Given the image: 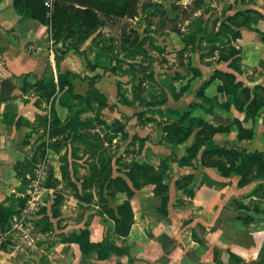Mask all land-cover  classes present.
<instances>
[{"label":"rangeland","instance_id":"374dc122","mask_svg":"<svg viewBox=\"0 0 264 264\" xmlns=\"http://www.w3.org/2000/svg\"><path fill=\"white\" fill-rule=\"evenodd\" d=\"M148 1L162 3L170 16L176 18L181 34L170 31L156 33L146 28L145 14L141 12L136 19L108 22L102 33L115 41L111 46L113 52L108 51V54L100 46L94 50L95 55L91 53L87 57V48L84 63L88 66L89 75L85 78L108 76L109 85L115 89V99L113 92L106 89L110 97L107 108L101 109L97 101L86 104L70 99V103L75 104L74 113H82L81 117L93 125L95 121L96 129L91 133L103 142L104 150L101 151H104V156L99 157L101 151L88 154L84 144L67 136L54 140L39 138L33 144L28 142V137L25 138L24 142H28L30 151L34 152L29 159L36 156L37 162L31 165L28 175L18 178L17 191L8 194L3 203L19 211L15 218L20 220L28 206V200L25 202L24 199H29V193L33 192L30 187L40 168L45 177L44 189L37 211L31 219H24L29 238L14 229L15 220L8 231L0 228V264H98L106 261L87 256L80 245L68 238L88 228L91 241L98 243L96 241L105 232L100 227H105L109 229L106 236L110 240H120L115 232V222L107 215L101 218L98 214L105 212L107 206L118 212L121 205L130 202L135 221V213L139 210L136 194L146 187L155 190L154 185L148 184L135 190L129 198L124 181L133 190L129 178L137 182L147 181L135 172L136 166L143 163L152 166L154 171L147 172V179L158 175L164 185L173 178L172 165H178L174 152L177 145L163 142L168 134L167 128L178 119V115L170 113V110L182 112L191 109L192 117L206 122L184 143H189L188 147L200 135L205 139L211 137L219 146L230 148L234 145L244 149L238 144L253 141L264 129V63L254 68L245 65L243 61L250 59H243V47L239 41L244 38L245 31L256 32L264 41V33L257 29L263 17L264 0ZM194 3L200 4L201 9L185 19V7ZM176 7L182 8L175 11ZM127 37L131 42L122 44ZM247 40L250 42L251 38ZM139 41L143 43L141 53L128 57L132 46L137 48ZM96 69L98 74L94 73ZM210 80L204 95L199 96L197 93L203 83ZM221 86L225 90H221ZM248 99V103L252 101L255 104L253 109L257 112L249 120L245 117L246 111L240 112L236 107L239 101L246 103ZM162 101L165 103L159 104ZM67 111L62 113L66 119L69 116ZM103 115L107 120L102 119ZM98 117L103 122H99ZM130 126L132 130L146 127L147 136L133 134L131 138L127 132ZM155 148L163 152H155ZM166 151L171 154L166 156ZM203 153L204 149L198 155L199 161H202ZM216 159L208 156L207 163ZM43 161L45 165H41ZM226 163L231 165V168L227 167L229 170L235 165L230 161ZM65 169L68 176L64 175ZM191 175L193 178L188 177ZM230 175L225 178H237L239 183L240 177ZM195 177L193 174L179 177L175 183L176 190L194 197L198 185ZM110 179L116 181L109 182ZM243 179L248 181L249 177ZM198 182L219 186V182L209 181L208 177H199ZM253 182L257 181L245 183L243 187ZM159 202L158 210L163 208L161 196ZM194 237L200 240L196 234ZM112 255L113 252L110 258Z\"/></svg>","mask_w":264,"mask_h":264},{"label":"crops","instance_id":"0c3cea01","mask_svg":"<svg viewBox=\"0 0 264 264\" xmlns=\"http://www.w3.org/2000/svg\"><path fill=\"white\" fill-rule=\"evenodd\" d=\"M262 14L257 29L264 33V10ZM243 35L245 39L240 38L241 45H238L243 47V59H250L243 63L253 68L264 63V41L259 34L245 31ZM93 37L79 52L67 51L63 42H55L51 25L20 15L13 0H0L1 202L19 186L15 165L34 154L28 142L33 144L36 139L47 138L46 128L52 108L63 121L66 120L62 113L66 114L67 108L59 101L66 90L61 91L58 85L56 94L47 98L43 95L47 82L54 80L58 84L61 74L71 73L69 80L74 94L87 97L89 79L85 75H89V70L84 58L88 50L87 57L91 53L95 55ZM73 74L77 75L76 78L72 77ZM109 81L108 76L103 77L96 85L107 99L110 97L106 89L113 92V96L115 94ZM102 119L107 120L104 115ZM146 129L137 127L132 130L130 126L127 132L131 138L133 134L147 136ZM263 130L253 141L238 145L249 152L264 153ZM188 146L189 143L174 148L178 158L185 155ZM155 152L163 151L155 148ZM170 154L167 152L166 156ZM45 164L43 161L41 165ZM172 166L173 178L166 183L170 188L168 215L159 212V197L155 196L154 188L142 189L136 194L139 210L135 213L129 235L116 240L129 252L122 256L113 252L111 258L98 264H264V196L251 195L259 182L238 187L237 178H225L214 167ZM189 174L196 176L198 184L194 197L177 191L175 186L179 177ZM199 177H208L209 181L219 182V186L201 184ZM100 228L105 232L96 242L110 233L108 228Z\"/></svg>","mask_w":264,"mask_h":264},{"label":"trees","instance_id":"16d2710c","mask_svg":"<svg viewBox=\"0 0 264 264\" xmlns=\"http://www.w3.org/2000/svg\"><path fill=\"white\" fill-rule=\"evenodd\" d=\"M15 9L20 15L31 18L43 24H49L52 28V35L55 42H63L67 51L74 50L80 51V48L85 42L92 36V45L95 48L101 46L102 50L113 52L112 44L115 42L111 38H107L103 35V30L108 26V22H118L122 20L136 19L141 12L145 14L146 28H151L156 33H162L165 31L181 34V29L176 25V18H172L168 9L158 2H152L148 0H58L55 4L54 13L51 22L47 17L48 9L44 6V0H13ZM182 7H176L175 11H179ZM201 9L200 4L194 3L193 6H187L184 9L183 15L185 19H189L193 13ZM130 37L123 39L122 44H129ZM109 44V45H108ZM142 41H139L132 51L128 53V57L138 56L141 51ZM66 52V51H65ZM146 56L145 53H143ZM71 73L61 74L58 80V84L54 80H49L44 87L43 95L47 98H51L56 94L57 86L60 90H66L60 97L59 101L62 106L66 107L69 111L68 118L63 121L54 108L51 111V118L48 127L46 128L47 138L54 140L63 136L69 137L72 141L80 142L88 149V154L94 155L104 150L99 137L92 134L96 128L94 125L81 117L80 112L74 113L73 107L75 104L70 103V99L80 101L81 103L91 104L92 101L99 102L100 108H107L108 100L106 96L97 88V83L101 76H96L89 79V89L87 97L74 94V87L69 80ZM77 75H72L76 78ZM211 81H205L198 91L199 96H203L206 88L210 86ZM221 90H225L224 86H221ZM232 94V93H229ZM56 98V97H55ZM54 98V100H55ZM246 103L239 101L236 107L238 111H246L245 117L247 120L255 117L257 113L253 109L255 105L252 101ZM165 101L159 104H164ZM170 113L178 115V119L175 123H172L166 130L168 133L163 142L171 144L173 146L184 144L187 142L199 128H203L205 121L192 117V110L175 112L170 110ZM260 113L258 114V117ZM99 122H103L101 118L97 119ZM22 118L19 119V122ZM93 121V120H92ZM264 123V117H263ZM121 131V130H120ZM200 132V131H199ZM162 144V143H159ZM204 149L202 155V161H199V153ZM104 156V151L99 153V157ZM208 156L211 159L213 156L217 157L212 163H207ZM36 156L31 159L19 161L15 165V172L17 178L25 177L31 172V165L37 162ZM230 161L235 165L228 166L226 161ZM177 164L180 167L191 166L197 168L200 165L207 167L217 168L223 177L231 175L240 177L238 186L243 187L245 183L252 181H260V184L251 192V195L263 197L264 196V153L259 151L249 152L246 149H240L238 147L226 148L217 145L211 137L205 139L199 135L195 137L194 143L188 147L187 153L176 159ZM213 165V166H212ZM65 176L69 173L66 172ZM148 171H154V168L147 163H143L139 167L136 166L135 172L146 178L147 181L137 182L133 178H129L133 184L134 190L130 185L124 181L125 190H128L129 198L135 194V190L142 188L145 185L152 184L155 187V196L162 197L163 208L159 209V212L167 214L166 206L169 202V187L164 185L159 179L158 175H152L147 179ZM230 175V177H231ZM193 178V176H188ZM245 177H249L246 181ZM110 179L109 182H111ZM183 180V179H182ZM115 182L116 180H112ZM180 184V181H177ZM25 202L28 200L26 197ZM105 212H99V216L102 218L105 215L109 216L115 222V232L119 237H127L131 231V227L134 223V212L130 205V202H125L118 208V212L114 211L111 207H105ZM19 215V211L14 208L6 206L0 201V228L4 232L11 228V224L14 218ZM250 217L247 218V221ZM68 240L80 245L81 249L87 256H95L98 261L107 260L110 258V253L115 252L117 256H122L129 252L125 247H121L115 241H112L106 236L102 242H92L91 232L88 228L81 229L71 235ZM4 250V249H3Z\"/></svg>","mask_w":264,"mask_h":264},{"label":"built area","instance_id":"2783aa9c","mask_svg":"<svg viewBox=\"0 0 264 264\" xmlns=\"http://www.w3.org/2000/svg\"><path fill=\"white\" fill-rule=\"evenodd\" d=\"M58 0H44V6L48 9L47 12V17L49 19L52 18L54 9H55V4ZM39 173L37 175V178L33 181V184L31 185V189L33 192L29 193V199H28V206L24 211L23 218L20 220H17L15 218V224H14V229L16 231H20L22 233V236L25 238H29L30 232L26 228V222L25 218H32V215L37 211L38 206L40 205V194L42 193L44 189V181L45 177L42 175V168H40Z\"/></svg>","mask_w":264,"mask_h":264}]
</instances>
